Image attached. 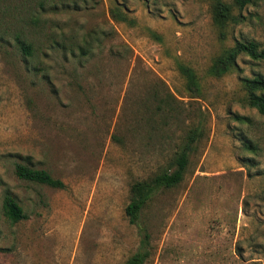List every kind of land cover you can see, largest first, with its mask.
Listing matches in <instances>:
<instances>
[{"label": "rangeland", "instance_id": "obj_1", "mask_svg": "<svg viewBox=\"0 0 264 264\" xmlns=\"http://www.w3.org/2000/svg\"><path fill=\"white\" fill-rule=\"evenodd\" d=\"M55 1L0 0V264H123L145 231L144 264H264V118L241 82L264 74V59L241 54L233 70L208 72L238 40L264 48V2L233 8L235 20L219 27L213 0ZM50 30L90 33L93 50L44 56ZM17 38L33 42L46 70L26 66ZM180 63L199 92L187 89ZM157 90L175 97L171 125L146 120ZM194 126L203 135L183 180L130 223L132 182L165 166ZM17 162L64 186L18 178ZM6 192L22 208L15 222L4 214Z\"/></svg>", "mask_w": 264, "mask_h": 264}, {"label": "trees", "instance_id": "obj_2", "mask_svg": "<svg viewBox=\"0 0 264 264\" xmlns=\"http://www.w3.org/2000/svg\"><path fill=\"white\" fill-rule=\"evenodd\" d=\"M264 2V0H232L228 3L224 0H213L212 18L213 22L219 27H223L228 21L235 20L233 8L241 9L248 4ZM58 2L52 0L51 6H56ZM112 15L123 21H127V16L118 11L111 10ZM33 22L39 25V17H33ZM45 40L41 50L44 56L48 55V50L52 52L59 51L64 57L67 55L88 56L93 50V36L88 35L77 40L75 36H66L64 32L50 30L44 32ZM18 46L23 54L26 66L31 70L44 71L47 69L42 59L37 58V50L33 42L26 38H17ZM244 54L248 57L259 60L264 59V48L253 40H238L234 45L226 49L222 54L216 57L208 68L211 75L220 76L234 69L236 59ZM178 69L185 79L186 87L192 92L200 91V84L195 71L188 65L180 63ZM242 87L245 91V101L248 106L255 108L264 118V74H255L253 76H244L241 78ZM153 103L147 108L150 110L147 121L156 123V127L162 125H171L173 119L177 118L178 107L175 103V97L170 92L157 90L152 94ZM203 135V129L199 126L190 127L182 136L181 141L170 154L165 166H161L155 173L146 179H140L132 182L130 186V199L125 206V214L130 223H138L143 209L151 198L161 189L171 188L179 184L189 163L190 154L195 150L196 144ZM245 148L251 151L258 150V144L251 139H247ZM14 173L20 179L30 182L45 184L54 188H62L63 182L51 175L43 168H33L25 163L17 162L14 167ZM3 210L7 218L15 222L23 217L22 208L17 203L15 197L6 192L3 198ZM151 254L149 234L145 231L141 238L139 248L132 253L123 264H144Z\"/></svg>", "mask_w": 264, "mask_h": 264}]
</instances>
